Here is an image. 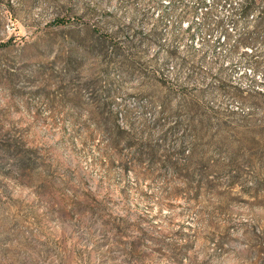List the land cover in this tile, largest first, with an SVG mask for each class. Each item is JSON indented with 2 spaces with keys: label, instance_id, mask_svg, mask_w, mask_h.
<instances>
[{
  "label": "rangeland",
  "instance_id": "1",
  "mask_svg": "<svg viewBox=\"0 0 264 264\" xmlns=\"http://www.w3.org/2000/svg\"><path fill=\"white\" fill-rule=\"evenodd\" d=\"M215 1L0 0V264H264V0Z\"/></svg>",
  "mask_w": 264,
  "mask_h": 264
},
{
  "label": "trees",
  "instance_id": "2",
  "mask_svg": "<svg viewBox=\"0 0 264 264\" xmlns=\"http://www.w3.org/2000/svg\"><path fill=\"white\" fill-rule=\"evenodd\" d=\"M215 3L216 4H221L224 7L225 6L226 7L228 6L232 10L233 15L230 18H231V21L235 24L239 20L236 17L242 18L244 15L247 16L248 14H250V13L253 12L254 7L257 5V0H241V2H238L237 4H234L232 0H216ZM211 12L212 11H207L205 13L204 22H207L208 23L212 19ZM215 26H216L215 29H220L222 31V34L225 36V38H224V40H225L227 38V33H226L225 29H224L223 20L217 21ZM255 66H256L255 67L256 69L259 68V64L258 63H256ZM162 113L163 114H166V111H163ZM156 122H158V121H156ZM185 127L186 126L184 124H182V122H180L178 120L175 121L174 124H173V127L169 128L167 130L168 134H166L167 133L166 132L164 134V136L162 137L163 143L166 144V142H169L170 138H172L170 136H172V135L173 136H176L179 133L180 130H182V132H183V135L182 136H184L186 134V132H187V129ZM187 127H188V124H187ZM179 142L182 145L183 143H186L187 142V139L183 137V138L180 139ZM157 146H155L156 149L159 148V147H162L160 145H157ZM169 147H171V144H170ZM136 150H137V148H136ZM152 151H155V149H152ZM164 162H165V164L168 166V168L172 172L174 170H178V168H179L178 167V164L173 161V156L168 157V160L167 161H164ZM187 167L188 166H186L184 169L185 170L188 169Z\"/></svg>",
  "mask_w": 264,
  "mask_h": 264
}]
</instances>
